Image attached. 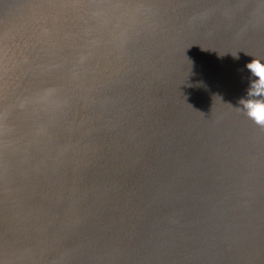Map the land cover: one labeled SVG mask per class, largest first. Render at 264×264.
<instances>
[{
    "label": "water",
    "instance_id": "1",
    "mask_svg": "<svg viewBox=\"0 0 264 264\" xmlns=\"http://www.w3.org/2000/svg\"><path fill=\"white\" fill-rule=\"evenodd\" d=\"M252 57L264 0H0V264H264Z\"/></svg>",
    "mask_w": 264,
    "mask_h": 264
},
{
    "label": "clouds",
    "instance_id": "2",
    "mask_svg": "<svg viewBox=\"0 0 264 264\" xmlns=\"http://www.w3.org/2000/svg\"><path fill=\"white\" fill-rule=\"evenodd\" d=\"M245 68L248 84L245 95L239 98L238 104L252 121L264 128V61L252 57Z\"/></svg>",
    "mask_w": 264,
    "mask_h": 264
}]
</instances>
